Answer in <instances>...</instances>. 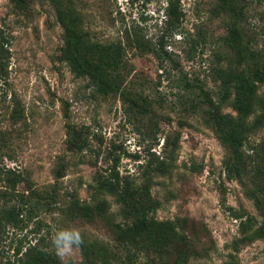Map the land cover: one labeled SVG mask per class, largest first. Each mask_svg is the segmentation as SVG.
<instances>
[{
  "label": "rangeland",
  "instance_id": "1",
  "mask_svg": "<svg viewBox=\"0 0 264 264\" xmlns=\"http://www.w3.org/2000/svg\"><path fill=\"white\" fill-rule=\"evenodd\" d=\"M178 1L181 25L164 35L161 53L171 54L179 71L125 33L138 25L160 44L168 0H61V9L51 0H0V169L23 176L17 192H33L35 207L20 228L6 229L0 264H35L21 254L41 237L45 255L57 257L52 238L73 228L98 243L110 264H264V238L237 241L242 222L253 217L258 227L263 217L226 169L230 154L206 105L195 108L193 93L179 84L182 74L199 80L220 104L224 80L257 66L264 73V0ZM231 6H242L243 15ZM60 12L83 48L82 64L97 81L119 85L117 92L103 95L92 78L71 70ZM120 44L125 67L104 72L103 48ZM227 91L222 112L236 117V91ZM257 94L264 101V84ZM263 141L264 123L243 150ZM103 178L115 190L99 191ZM76 203L106 204L108 217H77ZM137 212L176 229L119 237L110 221L127 227ZM65 264H86L80 247Z\"/></svg>",
  "mask_w": 264,
  "mask_h": 264
},
{
  "label": "trees",
  "instance_id": "2",
  "mask_svg": "<svg viewBox=\"0 0 264 264\" xmlns=\"http://www.w3.org/2000/svg\"><path fill=\"white\" fill-rule=\"evenodd\" d=\"M58 8L61 9V0H51ZM60 5V6H59ZM229 11L237 16L243 15V7L231 6ZM183 12L180 9L178 0H168L166 16L163 19L164 33L161 37L160 44L154 45L146 40L142 34V29L137 26H132L125 33L131 39V43L140 51L153 53L163 63H172V68L179 71V65L175 64L173 56L168 52H162L164 35L171 31L177 30L181 25ZM60 19L68 28V36L66 38V51L64 59L69 62L71 70L78 76L90 77L93 83L98 87L103 95L117 92L119 85H113L108 80L105 82L97 81V78L92 75L93 70L87 69L83 64L82 47L77 42V37L73 33L71 22L65 21L66 17L63 12H60ZM0 48V57H1ZM102 65L99 66L104 72L114 71L119 72L125 67L124 61V47L120 45H112L108 48H103V56L99 57ZM4 68L0 67L2 71ZM172 69V70H173ZM259 66L253 72L247 71L233 78L224 80L223 96L220 104H217L207 93L203 90L202 83L199 80L189 78L188 75H181L179 84L182 90L194 95L192 104L195 108L206 105L208 118L207 121L213 131L217 134L222 145L228 149L229 157L225 161V167L231 175H237L240 181L245 185L247 195L254 200L255 206L259 214L263 217L261 225L256 227L255 218L250 217L245 222L241 223L240 230L241 239L237 240L238 243L253 242L258 239L264 238V141L259 147L249 145L248 152L243 149L245 144H249V137L255 129L263 126L264 123V101H262L257 94L259 84H264V73ZM102 79V77H100ZM228 88H233L236 91V97L233 105L237 110V116L233 117L230 114L222 112V106L228 103L229 93ZM242 88L248 92V97L245 98L241 95ZM197 99V100H195ZM255 117L254 120L252 118ZM256 120V121H255ZM249 151L251 153H249ZM0 178L8 175L6 182L7 186L4 190H0V240L5 235L6 229L9 226L20 228L24 222V218L28 216L35 209L31 200L34 198V193L28 195L26 193L20 194L17 192V186L24 182L23 176L14 170L0 169ZM245 179H248L252 184L249 187ZM112 180V179H111ZM99 191L107 192L108 189L115 190L113 184L109 180H99ZM110 190V191H112ZM112 192L111 194H114ZM74 196V195H72ZM75 215L80 218H87L96 216L105 219L108 217V209L106 204L97 206H83L79 203L72 208ZM112 228L117 235L125 240L134 239L141 240L148 236L152 231L174 232L176 227L172 222H157L142 216L140 212L134 213V223L130 226L123 227L122 225H115L110 221ZM44 238L37 239L36 244H31L25 252L21 254L26 257V260H31L35 264H61L57 257H51L44 253ZM86 264H110L106 261L96 242H91L84 239V243L80 246ZM20 250L18 251L19 255ZM21 257V258H22ZM20 258V259H21ZM24 259H21V262ZM11 264V261H8ZM17 264V263H13Z\"/></svg>",
  "mask_w": 264,
  "mask_h": 264
},
{
  "label": "clouds",
  "instance_id": "3",
  "mask_svg": "<svg viewBox=\"0 0 264 264\" xmlns=\"http://www.w3.org/2000/svg\"><path fill=\"white\" fill-rule=\"evenodd\" d=\"M52 243L57 258L61 264H65L66 258L84 243V239L78 229H63L54 235Z\"/></svg>",
  "mask_w": 264,
  "mask_h": 264
}]
</instances>
